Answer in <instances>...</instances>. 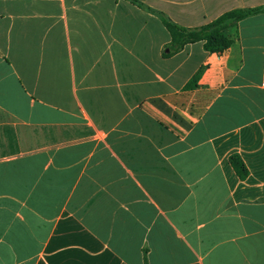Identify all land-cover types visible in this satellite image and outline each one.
<instances>
[{
  "label": "crops",
  "instance_id": "obj_1",
  "mask_svg": "<svg viewBox=\"0 0 264 264\" xmlns=\"http://www.w3.org/2000/svg\"><path fill=\"white\" fill-rule=\"evenodd\" d=\"M259 5L0 0V264H264V11L158 15Z\"/></svg>",
  "mask_w": 264,
  "mask_h": 264
},
{
  "label": "trees",
  "instance_id": "obj_2",
  "mask_svg": "<svg viewBox=\"0 0 264 264\" xmlns=\"http://www.w3.org/2000/svg\"><path fill=\"white\" fill-rule=\"evenodd\" d=\"M263 11L264 5L246 8L236 7L221 13L211 21L197 27L180 26L162 13H158L163 26L170 34V42L167 45L169 51L163 54H171L179 50L183 45L197 41H201L204 50L210 53L222 52L231 44V39L224 34V29L235 25L238 21L250 15ZM202 70L203 67H200L192 75L186 87L191 84H196V80L200 76ZM229 161L239 177H245L247 170L240 157L233 154L229 157ZM144 264H146V262H144Z\"/></svg>",
  "mask_w": 264,
  "mask_h": 264
}]
</instances>
